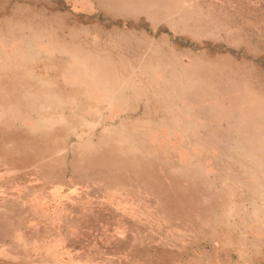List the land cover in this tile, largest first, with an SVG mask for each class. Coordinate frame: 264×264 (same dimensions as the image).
I'll list each match as a JSON object with an SVG mask.
<instances>
[{
	"label": "rangeland",
	"instance_id": "rangeland-1",
	"mask_svg": "<svg viewBox=\"0 0 264 264\" xmlns=\"http://www.w3.org/2000/svg\"><path fill=\"white\" fill-rule=\"evenodd\" d=\"M148 4H84L104 92L0 77V264H264V0Z\"/></svg>",
	"mask_w": 264,
	"mask_h": 264
},
{
	"label": "crops",
	"instance_id": "crops-1",
	"mask_svg": "<svg viewBox=\"0 0 264 264\" xmlns=\"http://www.w3.org/2000/svg\"><path fill=\"white\" fill-rule=\"evenodd\" d=\"M113 1L121 4L123 9H113L110 13L105 9L100 11L115 19L143 20L149 22L151 27L158 25L152 23L154 15L161 17L163 13L161 6L149 5L148 0ZM89 2H93V0H81L80 4L78 6L76 4L72 10L68 9L61 12L57 10L59 6L57 0H0V77L6 78L8 81L10 77H16V80H19L24 75L32 76L34 79L35 76L43 75V80L46 83L44 82V87H41L42 84L39 83V89L35 85V92H52L51 75L56 71L51 68V65L52 61L59 60L63 61L61 62L63 64L61 79H64L65 85H69V88L65 90L66 92H72L73 87L76 88V92L81 93L106 91L105 85L102 83L100 86L98 83H92L93 87L88 88L87 83L81 82L83 76H94L97 81L112 74L120 76V72L115 73L114 70L112 73L109 70L106 74L103 68L88 69V43L84 33L77 28L80 24L82 27L88 25V20L83 23L84 16L82 14L88 12L89 9L84 4ZM80 7L81 9H79ZM74 11L81 12V15L75 14V16ZM58 16L61 17L59 22ZM134 58L137 60L136 56ZM37 64H39L40 69L34 67ZM143 65H141V72L139 71V73L148 74L147 67ZM73 70L81 76L80 80H77L80 83H75V86L72 77L74 76ZM15 91L19 92V89L17 88ZM121 91H118L114 100L121 99ZM135 91L138 89L133 90V92ZM38 97L40 98V96ZM85 98L89 100L91 96ZM91 99L94 100L95 98ZM54 105L56 106V103ZM116 113H120V108L114 114Z\"/></svg>",
	"mask_w": 264,
	"mask_h": 264
}]
</instances>
